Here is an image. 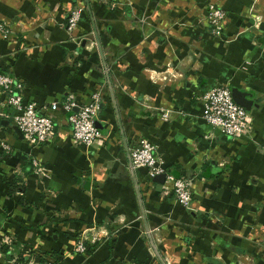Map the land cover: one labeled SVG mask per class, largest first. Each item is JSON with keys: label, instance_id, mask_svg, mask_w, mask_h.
Returning a JSON list of instances; mask_svg holds the SVG:
<instances>
[{"label": "crops", "instance_id": "obj_1", "mask_svg": "<svg viewBox=\"0 0 264 264\" xmlns=\"http://www.w3.org/2000/svg\"><path fill=\"white\" fill-rule=\"evenodd\" d=\"M87 3L89 13L84 0H0V22L13 32L0 37V73L36 105L68 94L81 104L98 91L102 134L87 150L73 143L58 107L46 111L47 140L30 145L0 116V237L9 239L0 264L18 255L34 264H264V0ZM209 3L225 13L219 37ZM74 6L81 14L69 33ZM217 85L245 100L248 135L228 138L201 118L199 95ZM140 138L166 171L190 179V207L162 181L150 187L144 168L132 178L128 153ZM99 232L108 234L75 249Z\"/></svg>", "mask_w": 264, "mask_h": 264}, {"label": "built area", "instance_id": "obj_2", "mask_svg": "<svg viewBox=\"0 0 264 264\" xmlns=\"http://www.w3.org/2000/svg\"><path fill=\"white\" fill-rule=\"evenodd\" d=\"M81 14V8L72 7L64 18L63 26L67 32L76 29ZM206 21L209 32L219 37L226 21L224 11L215 6H209L206 13ZM13 32L9 26L0 22V37L11 38ZM22 83L12 75L0 73V116L8 119L13 126H16L23 138L30 145L42 144L47 140L53 127L54 121L46 113L58 107L66 114V122L70 130L71 141L85 150L102 137L95 121L100 110V95L98 91L92 92L88 100L77 104L72 95L68 94L62 102L50 101L47 104L36 105L32 102H23L21 96ZM201 101V118L210 127L218 129L228 138L248 135L251 130V121L247 110L233 101L229 88L226 85H217L209 88L199 95ZM161 118L166 120L167 113L163 112ZM2 150H8L5 143H0ZM264 153V139L260 144ZM129 161L132 168H144L146 176L150 179L156 175H163L161 190L171 194L173 200L183 208H188L192 202L190 179L179 176L175 177L166 171L162 166L161 157L156 151V146L146 138H140L129 150ZM36 166V171L42 169ZM152 181V182H151ZM107 236L104 232L93 233L88 239H77L75 249L85 252L101 235ZM114 236V233L109 234ZM87 241V243L85 241ZM9 239L0 237V251L2 245L7 244ZM53 261H46L41 264H52ZM23 264H34L25 262Z\"/></svg>", "mask_w": 264, "mask_h": 264}, {"label": "water", "instance_id": "obj_3", "mask_svg": "<svg viewBox=\"0 0 264 264\" xmlns=\"http://www.w3.org/2000/svg\"><path fill=\"white\" fill-rule=\"evenodd\" d=\"M85 1V5H86V10L88 11L89 13V7H88V3H87V0H84ZM90 21L92 22L91 20V17H90ZM91 27H92V33H93V36H94V39H95V43H96V47H97V50H98V53H99V56H100V60L102 62V65H103V68L105 69V64H104V59L102 57V52H101V48H100V44H99V41H98V38H97V35H96V30L94 28V25L93 23H91ZM105 75L107 77V74H106V71H105ZM107 80V86H108V90L110 92V96L112 97V90H111V87H110V84H109V81H108V78L106 79ZM237 92V91H236ZM234 90H231L230 93H231V97L233 99V101H235L237 104L241 105L245 110H248V107L247 105H245V100H241L238 98L237 96V93H236ZM116 117H117V114H116ZM95 125L97 128H99L100 126L98 125L97 121H95ZM12 129L18 133L19 135L21 134L19 129L16 127V126H12ZM128 165L130 167V173L132 175V178L133 177V170H132V166L130 164V161L128 160ZM163 180V175L160 174V175H156L155 177L152 178V181H156V182H161ZM133 183H134V186H135V191H136V195H137V200H138V204H139V210H140V216H141V219L143 221V225H144V230H145V233H146V236L148 237V239H150L149 237V233H148V228L145 224V219H144V214H143V209H142V206H141V203H140V198H139V194H138V191H137V187H136V183H135V180H133ZM154 254L155 256L157 257V259L161 262V259L160 257L158 256V254L155 252L154 250ZM162 263V262H161ZM163 264V263H162Z\"/></svg>", "mask_w": 264, "mask_h": 264}, {"label": "trees", "instance_id": "obj_4", "mask_svg": "<svg viewBox=\"0 0 264 264\" xmlns=\"http://www.w3.org/2000/svg\"><path fill=\"white\" fill-rule=\"evenodd\" d=\"M3 246L4 245H2V248H1V250H5V248L3 249ZM26 259L25 258H22L21 256H17V259H16V262H17V264H23V262L25 261Z\"/></svg>", "mask_w": 264, "mask_h": 264}, {"label": "rangeland", "instance_id": "obj_5", "mask_svg": "<svg viewBox=\"0 0 264 264\" xmlns=\"http://www.w3.org/2000/svg\"><path fill=\"white\" fill-rule=\"evenodd\" d=\"M210 5L212 6V4H210V3L207 4V6H206V7H207V11L209 10V6H210ZM205 17H206V16H205ZM5 39H9V38H5Z\"/></svg>", "mask_w": 264, "mask_h": 264}]
</instances>
